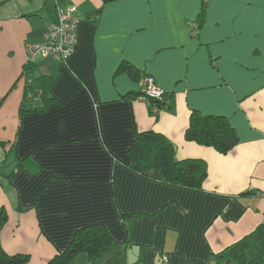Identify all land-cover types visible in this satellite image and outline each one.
Instances as JSON below:
<instances>
[{
	"label": "crops",
	"instance_id": "0c3cea01",
	"mask_svg": "<svg viewBox=\"0 0 264 264\" xmlns=\"http://www.w3.org/2000/svg\"><path fill=\"white\" fill-rule=\"evenodd\" d=\"M72 4L75 53L30 60L26 43ZM130 69L166 90L165 108ZM194 111L225 117L238 144L187 140ZM147 130L206 162L202 188L133 167ZM0 210L2 249L24 264H50L91 224L112 246L69 264H222L264 223V0H0Z\"/></svg>",
	"mask_w": 264,
	"mask_h": 264
},
{
	"label": "trees",
	"instance_id": "16d2710c",
	"mask_svg": "<svg viewBox=\"0 0 264 264\" xmlns=\"http://www.w3.org/2000/svg\"><path fill=\"white\" fill-rule=\"evenodd\" d=\"M135 79L139 78L135 72L127 71ZM141 81V80H140ZM29 91L26 93V95ZM141 95V93H139ZM154 102V100H152ZM160 108H165V100L156 102ZM46 107H40L45 109ZM186 139L200 145L211 146L222 154H227L238 144V136L229 121L223 116H205L194 111L190 117V125L186 130ZM129 153L132 165L138 171L157 169L162 179L170 184L189 188H202L208 176L207 164L198 158L178 160L175 157L173 143L161 133L153 130L139 132L132 140ZM4 210H0V229L5 222ZM113 244L108 231L100 224L84 226L76 231L69 247L52 259L50 264H69L80 253H86L93 261L100 258ZM257 246L256 251H252ZM221 257L230 264H263L264 261V223L245 238L228 247ZM28 256H9L0 242V264H24Z\"/></svg>",
	"mask_w": 264,
	"mask_h": 264
},
{
	"label": "built area",
	"instance_id": "2783aa9c",
	"mask_svg": "<svg viewBox=\"0 0 264 264\" xmlns=\"http://www.w3.org/2000/svg\"><path fill=\"white\" fill-rule=\"evenodd\" d=\"M76 5H70L66 10H59L58 20L50 22L44 31L43 41L27 42L26 51L30 60L38 57H54L65 63L75 53L78 42L80 18L76 14ZM141 99L162 102L166 98V90L158 86L154 78L145 75L141 81ZM163 260L168 262L166 255Z\"/></svg>",
	"mask_w": 264,
	"mask_h": 264
},
{
	"label": "rangeland",
	"instance_id": "374dc122",
	"mask_svg": "<svg viewBox=\"0 0 264 264\" xmlns=\"http://www.w3.org/2000/svg\"><path fill=\"white\" fill-rule=\"evenodd\" d=\"M229 259V258H228Z\"/></svg>",
	"mask_w": 264,
	"mask_h": 264
}]
</instances>
